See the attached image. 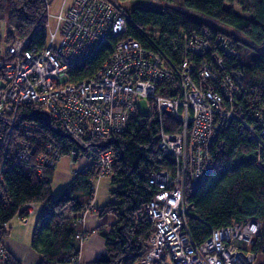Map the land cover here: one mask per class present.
I'll return each instance as SVG.
<instances>
[{
  "label": "built area",
  "instance_id": "1",
  "mask_svg": "<svg viewBox=\"0 0 264 264\" xmlns=\"http://www.w3.org/2000/svg\"><path fill=\"white\" fill-rule=\"evenodd\" d=\"M65 1L53 15L50 0H44L47 25L41 47L32 45L30 36L3 44L6 59H0V192L3 160L15 131L21 134L15 152L17 161L26 164L32 160L40 179L46 178V170L54 168L60 156L53 143L36 134L40 129L35 122L19 120L23 106L40 108L61 125L76 143L69 150L72 158L81 148L88 151L91 162L75 173L87 174V169H93L95 192L93 183L110 177L114 163L105 141L124 132L139 111L137 101L145 99L149 110L171 113L180 129H160L158 134V147L173 159V169L155 170L148 178L158 191L144 203L143 212L154 231L137 264H257L251 247L260 234L259 220L232 221L213 228L198 244L186 222L188 212L194 209L186 194L196 192L205 180L214 157L224 147L223 130L236 121L240 132L246 129L252 136L259 128L264 140V107L258 91L243 86L244 73L237 67L242 65L233 42L222 34L212 36L205 29L182 32L175 42L167 44L168 56L155 46L145 47L126 36L90 77L71 82V69L93 48L109 36L126 34L129 15L113 0H74L67 8ZM50 18L54 19V28L50 27ZM150 29L140 28L151 43L157 44L159 31ZM224 59L230 62L228 71ZM160 85H175L177 92L170 97L160 95L156 93ZM257 153L256 164L264 169V141ZM91 205L83 207L82 223ZM35 208L33 203H26L15 217L25 224ZM77 238L81 245L84 230ZM0 264H7L3 245ZM63 264L85 263L78 254Z\"/></svg>",
  "mask_w": 264,
  "mask_h": 264
},
{
  "label": "trees",
  "instance_id": "2",
  "mask_svg": "<svg viewBox=\"0 0 264 264\" xmlns=\"http://www.w3.org/2000/svg\"><path fill=\"white\" fill-rule=\"evenodd\" d=\"M113 1L120 3L129 15L126 34L109 36L93 48L71 69V82L90 77L119 40L126 36L136 38L145 47L154 49L155 46L160 53L170 56L167 44L175 42L179 33L205 29L212 36L222 34L233 42L242 65L237 67L244 73L243 86L258 91L260 104L264 107V0H159L163 4L160 9L140 5L126 8L122 3L129 0ZM233 1L239 3L247 16L235 14L224 6ZM0 20L5 22L0 44L30 36L32 45H43L47 25L44 0H0ZM148 27L159 31L157 44L151 43L140 30ZM0 59H6L2 50ZM224 60L228 71L230 62ZM176 92L175 85H160L156 91L167 97ZM19 120L35 122L40 129L36 134L53 143L60 151V157L76 146L61 125L40 108L23 106ZM160 129L178 132L180 124L169 112L158 114L149 110L144 115L137 111L124 132L105 141L114 155L110 173L112 200L96 208V213L100 218L111 214L115 219L107 224V230L102 228L106 222L95 228L104 240L105 252L85 264H137L146 253L154 226L144 214L143 205L158 191L148 178L155 170L173 169V159L158 147ZM254 134L252 136L246 129L240 132L236 121L223 130L224 147L214 157L205 180L196 192L186 194V200L194 205L186 222L193 241L198 244L213 228L226 226L232 221L259 220L260 234L251 251L255 253L256 261L258 256L264 261V169L256 164L257 150L264 140L259 128ZM20 136L14 132L10 151L3 160L0 245L8 234L3 226L16 216L22 205L35 203L41 206V210L34 223L30 247L42 257L40 264L66 263L68 258L79 254L77 235L83 231L81 213L85 205L92 204V179L96 173L86 167L87 174L74 173L63 189L54 194L55 167L47 169L46 178L40 179L32 160L26 164L17 161L15 152ZM84 152L79 149L73 160ZM6 257L7 264H19L7 251Z\"/></svg>",
  "mask_w": 264,
  "mask_h": 264
},
{
  "label": "crops",
  "instance_id": "3",
  "mask_svg": "<svg viewBox=\"0 0 264 264\" xmlns=\"http://www.w3.org/2000/svg\"><path fill=\"white\" fill-rule=\"evenodd\" d=\"M55 174L56 172L54 168L52 185L53 183H55L56 190H53L52 188V192L54 194H58L63 189L65 184L72 178V175L65 181L58 182L57 180H55ZM98 183V194L96 195V197L94 194L91 211L84 216L82 223V229L85 232V239L81 242L79 256L84 263H89L95 260L105 252L104 240L95 228L100 223L106 222V225H103L102 228L104 230H107V224H109V222L103 220V218H100L97 215L96 208L101 207L112 200V196L110 193L113 184L111 183L110 177L101 178L97 182V185ZM6 229L8 234L2 240V245L4 246L5 250L10 253V255H12L19 264H40L42 257L34 250H32V248L30 247V243H27L25 240L21 241V239H12L11 233L8 231V225ZM257 264H264L261 256H258Z\"/></svg>",
  "mask_w": 264,
  "mask_h": 264
},
{
  "label": "rangeland",
  "instance_id": "4",
  "mask_svg": "<svg viewBox=\"0 0 264 264\" xmlns=\"http://www.w3.org/2000/svg\"><path fill=\"white\" fill-rule=\"evenodd\" d=\"M73 1L74 0H66L65 1V8L68 7L70 4H72ZM61 2H62V0H50L49 11L51 14L54 15L58 12ZM122 4L126 8H130V7H133L135 5H140L142 7L148 8V9H160L161 6L163 5L162 2L159 0H129V1L123 2ZM224 6L231 8L235 14L247 16V14L242 11L241 6L239 5V3L237 1L225 3ZM49 24H50L51 28H54V19L53 18L49 19ZM4 27H5L4 20H0V38H1L2 33L4 31ZM0 50L3 51V43L0 44ZM137 103H138L139 112L141 114H146L149 111V105L145 99H139L137 101ZM90 162H91V160L89 158L88 152L80 153V155L76 161H74L73 158L69 154L63 155L62 157H60L58 159L57 164L55 166V172H56V174H55L56 179L55 180H57L58 182L65 181L71 175L73 176V174L77 170H79L82 167L87 166ZM93 185L96 187L95 188V192H96L95 197H96V195L98 194L99 183H98V185H96V182H94ZM52 188H53V190H56L55 183H53ZM35 207H36L35 212L28 217V220L25 224L21 223L17 217H13L8 222V224H7L8 225V231L11 233L12 239H15V240L21 239V241L25 240L27 243H30L34 223H35V220H36V218H37V216L41 210L40 205L35 204ZM102 218H103V220H106L109 223H111L115 219L111 214H106Z\"/></svg>",
  "mask_w": 264,
  "mask_h": 264
},
{
  "label": "bare ground",
  "instance_id": "5",
  "mask_svg": "<svg viewBox=\"0 0 264 264\" xmlns=\"http://www.w3.org/2000/svg\"><path fill=\"white\" fill-rule=\"evenodd\" d=\"M66 135H67V134H66ZM68 136H69V135H68ZM69 138L71 139L70 136H69ZM71 149H72V148H71ZM81 149H83V150L85 151V153L88 152V151H87L86 149H84V148H81ZM78 152H79V151H78ZM68 154H69V151H68ZM77 155H78V153H77ZM77 155H76V156H77ZM59 158H60V156H59ZM210 168H211V167H210ZM209 170H210V169H209ZM33 204L35 205V203H33Z\"/></svg>",
  "mask_w": 264,
  "mask_h": 264
},
{
  "label": "water",
  "instance_id": "6",
  "mask_svg": "<svg viewBox=\"0 0 264 264\" xmlns=\"http://www.w3.org/2000/svg\"><path fill=\"white\" fill-rule=\"evenodd\" d=\"M50 121H49V119H48V121H47V124L49 125L50 123H49Z\"/></svg>",
  "mask_w": 264,
  "mask_h": 264
}]
</instances>
